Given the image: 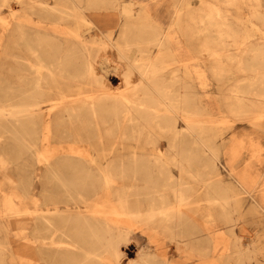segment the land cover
I'll return each instance as SVG.
<instances>
[{
    "label": "bare ground",
    "instance_id": "bare-ground-1",
    "mask_svg": "<svg viewBox=\"0 0 264 264\" xmlns=\"http://www.w3.org/2000/svg\"><path fill=\"white\" fill-rule=\"evenodd\" d=\"M197 1L198 16L191 0H0V41L16 37L24 51L0 62V151L24 192L29 164L45 167L47 264H123L133 236L154 252L136 247L126 264H171L163 235L198 264H264V235L239 225L264 222V160L225 161L222 128L243 122L251 145L264 143L263 7ZM180 35L195 40L207 82L179 59ZM150 128L164 151L152 134L148 149L136 144ZM123 139L134 143L124 150Z\"/></svg>",
    "mask_w": 264,
    "mask_h": 264
},
{
    "label": "rangeland",
    "instance_id": "rangeland-1",
    "mask_svg": "<svg viewBox=\"0 0 264 264\" xmlns=\"http://www.w3.org/2000/svg\"><path fill=\"white\" fill-rule=\"evenodd\" d=\"M191 1H192L191 8L193 9L192 14L198 16V12H199L198 10L201 7L198 4L197 0H191ZM205 1L207 2L208 0ZM245 2L246 3L243 7L245 8L246 11H249L251 8H253L254 1L245 0ZM259 2L260 5H262L264 11V0H259ZM222 3L223 0L220 3L217 2L215 4L224 8L225 5ZM204 6L205 4H203V7ZM225 9L228 15L241 14V11L239 9H235L234 7L231 6H227L225 7ZM200 14L203 15L202 12ZM196 22L197 21H194V23L191 25L193 28ZM178 41H179L180 53H181L180 55L181 58L179 59L180 60H183L184 58L186 59V56L188 55L187 57H189V59H192V61H190V63H192V68L196 70L198 73L202 72V74L200 73L202 75L201 77L207 82L209 80L208 75L206 73L204 63L198 57L195 40L180 35ZM22 50L23 48L17 45L16 37L3 36L0 41V62L5 60L7 62H10L11 59L6 55L12 54L17 56L18 54L24 53V51ZM2 70L3 73L1 76L4 75L5 78H8V76L12 75L9 69L6 70L5 68H3ZM171 77H172V71L171 69H168L165 74V79L169 80L171 79ZM9 80L11 81V79ZM120 81H121L120 79H116V78L115 80H111L112 87L118 88L120 85ZM195 91L197 94L199 93L198 94L199 97L201 95L200 90L196 89ZM200 99L197 101V104L202 106L204 108V111L207 112V107H208L207 101L205 99L200 101ZM45 108H47V104H45ZM234 124L235 123L232 121H227L222 125V128L226 131L224 135V139L226 138L225 140L226 143H228V151H229V155L225 161L237 160L239 163H242V165L239 166L241 168L244 164L249 163L250 161L256 158L260 160H264V143H262L260 147L258 146V148H260V150H258L257 147L251 145V143L249 142L250 140L247 137V133H245L242 130L243 129L242 127H245L246 125L243 122H241L240 124L236 123V125ZM235 126L236 127L240 126V127L235 128ZM151 128L147 129L146 132H144L143 136H141V138L136 142V144L140 147H144L148 149L149 146L146 144L147 141L145 135L152 134L153 135L152 142L154 143V145L157 147L159 151L161 150L164 151L167 144L165 136L158 135V133H156L154 129ZM239 134L242 136H240ZM238 138H242V139L240 140ZM5 140L6 139L3 140V137L0 136V150L4 148L5 144L9 143V141L7 140L5 141ZM133 143L134 141L128 139L127 140L123 139L118 141L119 145L124 146V150L126 149V147H128V145ZM44 146L47 148V141L45 143H42L41 141L38 142V150L40 152L43 151ZM241 150L242 153H240ZM251 150L253 152H251ZM7 159H9L8 156L3 155L2 152L0 151V250H1L0 264H47V252H46L47 226H45L42 223V221L38 219L40 216L47 217L46 215L47 214V179L46 176H44L45 167H43L41 164L37 162L29 164V166H31V170H30L31 175L29 176V178H31V185H26L27 189L24 192L22 191L20 185L21 176L18 173L17 163L12 164L9 161H7ZM257 171L259 174L264 175V168H258ZM250 201L247 200V202L244 203V211H248L250 209L251 206ZM8 207H10L11 209H15V213L8 212L7 209ZM245 218L246 219H244V222H240L239 225L247 232V234L249 233L246 236H253V234L257 232V234H259L260 236V239L262 240L264 235V222L261 223L260 226H256L255 224L252 223L251 216H247ZM212 230L213 232H215L216 229H212ZM218 230H219L218 234H220L221 232L223 233L221 226L219 227ZM132 238L130 241V244L132 246L129 245L121 249L124 258L126 259L124 260L123 264H126L128 261L133 262L134 260H136V256L139 251L138 249H136V247H140V248L143 247L144 250L146 249L145 251L148 250L151 253L154 252L152 248L148 246L144 240L137 238V236H133ZM135 240L138 241V244L137 242H135ZM250 240L252 239L249 238L247 239L246 237L243 238L242 239L243 245H249L252 242ZM162 243H163L162 252L164 253V257L167 259L169 263L187 264L184 263V261L187 259L191 261L188 264L199 263L198 257L195 255L194 252H192L189 248L186 247H176V245H174L168 240V236L163 235ZM220 251L221 249L219 250L218 255H220ZM260 254L263 255L264 252H260Z\"/></svg>",
    "mask_w": 264,
    "mask_h": 264
}]
</instances>
